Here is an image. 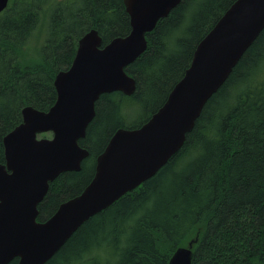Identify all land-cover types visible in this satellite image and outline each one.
<instances>
[{
  "label": "trees",
  "instance_id": "obj_1",
  "mask_svg": "<svg viewBox=\"0 0 264 264\" xmlns=\"http://www.w3.org/2000/svg\"><path fill=\"white\" fill-rule=\"evenodd\" d=\"M235 1L182 0L147 34V51L126 68L137 82L134 95L104 94L96 104V117L80 141L90 157L99 152L98 157L115 133L95 150L92 135L106 123L136 128L164 104L199 42ZM63 2L14 0L0 15V164L6 162L4 137L22 123V110L48 111L56 103L55 78L71 67L79 39L96 29L105 46L131 31L124 0ZM44 23L45 42L33 53L31 40ZM263 68L264 30L205 105L178 154L153 178L90 218L46 264H169L174 252L197 236L192 264H264ZM163 97L147 118L124 124L134 105ZM84 164L50 183L39 219L84 190L95 172L94 167L82 185Z\"/></svg>",
  "mask_w": 264,
  "mask_h": 264
},
{
  "label": "water",
  "instance_id": "obj_2",
  "mask_svg": "<svg viewBox=\"0 0 264 264\" xmlns=\"http://www.w3.org/2000/svg\"><path fill=\"white\" fill-rule=\"evenodd\" d=\"M9 2L0 0V15ZM181 2L124 0L130 33L103 46L98 30H89L71 67L55 78L56 103L48 111L22 110V123L4 137L6 162L0 164V264H46L90 218L153 178L182 149L205 105L264 30V0H236L199 42L164 104L144 124L117 129L84 190L39 220L50 183L81 171L90 157L80 141L100 97L134 95L137 82L126 68L147 51V34ZM198 237L179 247L169 264H192Z\"/></svg>",
  "mask_w": 264,
  "mask_h": 264
},
{
  "label": "rangeland",
  "instance_id": "obj_3",
  "mask_svg": "<svg viewBox=\"0 0 264 264\" xmlns=\"http://www.w3.org/2000/svg\"><path fill=\"white\" fill-rule=\"evenodd\" d=\"M55 1H58V0H55ZM43 20H46V19H43ZM41 28L42 29L40 30V33L38 34L37 38L35 39V37H34V40H31V43H32L31 51L33 53H37V50L45 42V34L43 35V33L46 32V23L42 24ZM37 32L38 31H36V33ZM262 71H264V68ZM164 98L165 97H163L162 99H159L158 101L150 102L148 104V106H146L145 102H144L145 106L141 103L139 105L138 104L134 105L129 110V112L126 115H124V117H123L124 118V124H138L143 119L147 118L152 113V111H154L157 107H159V105L162 103ZM103 110L105 112L110 111V107L109 106H103ZM106 124L107 125H105L104 128L95 131L92 135L91 141H92L93 146H94L96 151L100 150L106 144L107 140L111 137V135L118 129V128H116L117 123H115L113 121L108 122ZM47 137H51V134H47ZM98 153H96L94 156H91L90 158H88L85 161V164H84L85 165V171H84L85 173L81 177L82 185H85L86 182L88 180H90V178L94 172L95 160H96ZM68 185H69V188L71 190L76 191L72 180L68 181ZM39 220H41V219H39Z\"/></svg>",
  "mask_w": 264,
  "mask_h": 264
},
{
  "label": "flooded vegetation",
  "instance_id": "obj_4",
  "mask_svg": "<svg viewBox=\"0 0 264 264\" xmlns=\"http://www.w3.org/2000/svg\"><path fill=\"white\" fill-rule=\"evenodd\" d=\"M63 1H66V0H58V1H55V0H51V3H54L55 2V4L57 3V2H60V3H64ZM13 2V0H10V2H9V5H11V3ZM92 179V178H91ZM91 181V180H90Z\"/></svg>",
  "mask_w": 264,
  "mask_h": 264
},
{
  "label": "bare ground",
  "instance_id": "obj_5",
  "mask_svg": "<svg viewBox=\"0 0 264 264\" xmlns=\"http://www.w3.org/2000/svg\"><path fill=\"white\" fill-rule=\"evenodd\" d=\"M69 10H70V9H69ZM38 14H39V13H38ZM47 15H48V14H47ZM35 19H36V18H35ZM49 22H50V20H49ZM26 26H27V25H26ZM60 28H61V27H60ZM41 33H42V32H41ZM148 37H149V36H148ZM73 58H74V57H73ZM55 73H56V72H55ZM44 78H45V77H44ZM14 81H15V80H14ZM51 83H52V82H51ZM22 107H23V106H22ZM174 156H175V155H174ZM174 156H173V157H174ZM173 157H172V158H173ZM169 162H170V161H169ZM175 252H176V251H175ZM175 252H174V253H175ZM173 255H174V254H173ZM109 256H110V255H109ZM171 258H172V257H171ZM169 261H170V260H169Z\"/></svg>",
  "mask_w": 264,
  "mask_h": 264
}]
</instances>
